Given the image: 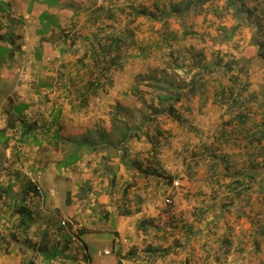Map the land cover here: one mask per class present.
I'll return each instance as SVG.
<instances>
[{"label":"rangeland","instance_id":"1","mask_svg":"<svg viewBox=\"0 0 264 264\" xmlns=\"http://www.w3.org/2000/svg\"><path fill=\"white\" fill-rule=\"evenodd\" d=\"M257 1L259 0H245V4L249 7ZM224 5L225 0H213L204 7V13L201 15L192 14L189 17L188 24L195 26L196 32L201 34L200 37H192L186 40L179 39L178 42L170 40L172 42L162 50H152L147 57L131 60L126 65V69L116 71L112 76L114 89L110 93L119 95L121 92L130 91V86L138 74L156 72L158 76L165 75L173 81L185 82L199 71V68L194 70L197 60L200 65L209 64L214 69L211 72L212 75L209 76L211 81L208 83L209 91L207 95L210 100L203 103L200 96L195 97L190 104L192 111L190 113L184 112L188 120L186 124L178 125L177 122L167 117L160 118L158 126L167 134H165L166 139L160 138V145L156 148V150H159V154L153 155L154 145L145 136L137 141L136 145L140 146V150L136 149L133 150L135 152L130 153L131 160L136 159L135 156L137 155L135 153H139L134 166L135 164H141L143 169L147 167L157 168L159 172H163L167 176H173L174 183L172 186L166 187L161 181L152 179L147 180L148 184L144 186L145 182L139 180V183H137L140 185L139 193H133V187L128 191L129 197L132 196V198L130 197L129 206L134 210L140 208L141 212L129 218V221L120 227L121 232L114 231L116 229L114 223L111 228V233L115 237L120 236V234L125 236L127 231L129 234L127 237L132 242L137 243L138 256L136 255V257L128 260L127 264H264V165H260L259 168L254 170L257 181L253 184V190L231 202L228 196L232 197L233 194L226 189L230 179L222 174L223 163L218 162V177H211L210 167L213 160H207L204 157L206 147L211 148L212 151L218 152L217 154L220 156L228 155L232 167H234L231 173L233 170H235L236 175L243 171L246 175L251 173L249 170V154L253 152L252 146L246 143L244 139L243 142L235 139L239 136L234 132V128L238 126V120L233 117L240 113V108L228 110L224 99L213 102L214 92L219 90L218 83L230 84L229 74H224L223 70L226 63L234 61L239 66H245L246 75L243 72L242 75L239 68L234 73L235 76H241L242 78L247 76V83H249L243 94V103L246 102L245 104H252L253 106L251 105L248 109L250 120L246 129L261 123V121L264 122V114L260 113L262 109L257 106V102L264 99V87L260 86L263 85L261 82L263 80H260L263 71L260 62H264V50L259 53V46L257 45V40L264 44V30L256 31L254 25L242 26L226 41V37L229 36L231 29L237 25V22L230 15L217 17L212 12V8H223ZM249 8L253 9V7ZM259 19L257 15L253 23L258 25L263 21V19ZM170 24L171 30L181 33L182 29L177 21L172 20ZM154 28L158 30L160 24H155ZM139 31V38L150 36L147 24ZM157 36L155 33L151 34L153 39H157ZM253 48H256L255 52H253ZM171 52H174L175 55H171ZM0 54L5 55L7 52L3 48ZM31 54L29 53L26 58L29 59ZM26 58L25 60H27ZM178 64L186 65V69H190L191 66L194 69L189 72L185 70L183 73L182 70L175 69ZM199 64L198 66H200ZM249 75L254 77L253 81L249 80ZM27 80L34 84L35 80L32 74L29 75ZM16 85L0 86L1 127L3 125L5 128L7 127V121H5L7 114H5V111L9 108L10 103L18 105L27 98V96L25 97L26 90L21 97H11V94L14 96L17 90L20 89L19 84ZM240 85L241 83L238 80V84L234 85L236 91ZM141 89L144 100L148 103L151 102L153 96L151 90L144 86H141ZM4 94H9L8 99L2 98ZM106 96L108 97L106 102H104L106 98L103 102L96 100L91 110L85 112L83 123L89 130L111 129L109 115L111 99L109 95ZM123 100L122 105L128 108V111L124 112L127 120L134 126L143 127V122L146 120L145 116L149 112L147 107L132 95L126 96ZM79 113H81L80 110ZM71 120L74 123L76 122L73 119ZM226 121H231L232 125L224 127L223 123ZM5 128L0 129L4 130ZM145 131L149 135L155 136V125H148ZM224 134L226 135L224 138L228 139L227 143L223 142ZM231 136H234V138ZM261 145L264 146V141ZM7 149L4 150L0 145V162L4 157L3 152H6ZM110 154H114V152L112 151ZM111 156L110 161L113 163L112 166H109L115 169L121 163L119 160L114 159H121V156ZM121 162L123 164L122 159ZM84 170L81 173L77 172V174H87ZM101 170L103 173L106 172L104 164ZM132 172L133 170L130 171L128 168L124 171L123 176L126 181L124 182L123 178L124 184L122 183L123 185L120 187L123 190L128 184L135 181H129L130 178L135 177V175L133 177L134 173ZM29 173L30 171H28ZM88 174L91 175L90 172ZM122 177L119 178L120 180L117 178L120 184ZM84 179L83 175L82 180ZM94 179L103 182V180H99L98 175H94ZM108 179L110 178L108 177ZM176 183L178 184L176 185ZM85 187H89V185ZM111 188L114 190L116 187ZM217 188H219V198L214 197ZM118 194L122 196L121 191ZM168 199L170 200L169 203L167 202ZM119 208L123 207L119 206ZM139 218L140 222L143 220L151 221L153 226H157V228L149 231L148 234L142 233L138 228ZM86 219H88L86 216L79 218V220L67 219L64 227L74 228L76 235H78L79 231L87 230L88 221ZM134 230L135 232H133ZM131 234L132 236H130ZM128 244H130V241ZM158 246L168 248L170 250L169 255L166 257L158 255L157 257L147 251L148 247ZM60 254L61 251L55 250V260L59 259Z\"/></svg>","mask_w":264,"mask_h":264},{"label":"crops","instance_id":"2","mask_svg":"<svg viewBox=\"0 0 264 264\" xmlns=\"http://www.w3.org/2000/svg\"><path fill=\"white\" fill-rule=\"evenodd\" d=\"M111 1L55 0V4L48 5L44 0H0V35L3 37V41L0 40V50L4 48L7 52L5 55L0 54V86L19 84L20 89L14 96L11 94V97H21L26 90L27 98L20 103L28 106L23 113V120L44 123L49 127L52 122L49 112L56 96L55 88L45 91L39 85L44 82L55 85L57 70L83 54L82 46L70 48V36L74 32H88L95 8L103 4L108 6L106 9H112L114 6ZM249 7L258 11L259 20L263 19L258 25L264 26V0L254 2ZM45 21L50 22V28L45 29ZM84 25L88 28H84ZM255 28L257 31V27ZM67 34L69 38L66 39ZM258 46V51L262 52L264 44L260 42ZM39 49L41 57L37 58L36 52ZM63 49L66 52L63 53ZM255 49L253 48V52ZM29 53H32L31 58L27 59ZM260 67L263 68L260 76L263 85L260 86L264 87V62H260ZM31 74L34 84L27 80ZM253 79L249 75V80ZM8 95L4 94L2 98L6 99ZM43 96H47L44 99H50V102H45L47 106L42 103ZM109 97L111 100L124 101L117 93L110 94ZM107 98L105 95L95 100L103 102L105 99L106 102ZM257 103L262 109L260 113L264 114V99ZM251 105L246 104L249 109ZM90 110L91 108L74 111L71 106L66 105L60 125L61 135L79 139L86 134L89 128L84 126L83 116ZM252 113L254 115L253 110ZM6 119L8 116L5 121ZM3 127L5 128L4 125ZM3 127L0 125V128ZM55 129L53 126L47 133L46 128L43 129L40 144L33 141L20 144L12 140L7 151L3 152L4 157L0 162H3V165L0 164V264H116L115 250L119 246L123 254L137 249V243L127 237V231L125 236L120 234L115 237L111 228L114 223V231L121 232L120 227L134 217V214L126 217L119 215L121 208L118 207L122 206V196L118 192H123L120 187L126 181L124 171L127 168L133 170L135 177L129 179L135 180L133 193H139V180L145 182L144 186L148 184L130 166L139 156V153H135L136 159L131 160L130 153L140 150V146L133 140L128 145L126 161L123 160L122 164L121 159H114L121 164L119 167L115 164L116 188L112 190L107 173L101 170L103 153L83 155L75 167L61 171L57 169L56 165L62 161L63 153L61 142L55 139ZM7 134L11 136L12 131L9 130ZM112 163L110 161L108 165L112 166ZM83 170L87 174H77ZM28 171L41 176L39 186L44 198L37 191L36 184L32 183ZM94 175H98L103 182L96 181ZM87 185L89 187L84 188ZM85 216L88 218L87 233L79 238L74 228L62 225L67 219L79 220ZM55 250L61 251L58 260H55ZM105 251H110V254L104 255ZM127 261L123 264H127Z\"/></svg>","mask_w":264,"mask_h":264},{"label":"trees","instance_id":"3","mask_svg":"<svg viewBox=\"0 0 264 264\" xmlns=\"http://www.w3.org/2000/svg\"><path fill=\"white\" fill-rule=\"evenodd\" d=\"M44 1L48 5L55 4V0ZM111 2L114 6L112 9H106L108 6L103 4L95 8L88 32L82 34L80 32H74L70 36V48L73 49L82 46L83 54L73 62L71 61L69 64L62 65L57 70L55 85L49 82H44L39 85L40 89L52 90L55 88L56 96L52 102V109L49 112V116L52 119L49 127L44 123L39 124L35 121L28 122L23 120V113L28 106L24 104L16 106L11 102L9 108L5 111L8 116L7 127L4 130L0 129V145L5 150L12 140L20 144L31 141L40 144L39 140L40 135H42V130L46 128L45 133H47L50 132L51 127L55 126V139L61 142V150L63 153L62 161L56 165L57 169L61 171L62 169L66 170L75 167L81 161L83 155L91 153L98 155L103 153L102 160L106 169L105 173L110 178V187L115 188V169L108 165L112 158L111 155L121 156L122 161H126L129 143L133 140H141L143 136L147 137L148 141L154 145L153 155H158L159 150H156V148L160 145V138L166 139L165 134H167L158 126L160 118L167 117L177 122L178 125L186 124L188 120L184 112L190 113L192 111L190 104L194 98L200 96V99H203V103L210 100V97L207 95L209 91L208 83L211 81L209 76L212 75L211 72L214 69L209 64L200 65L198 60L195 69L192 66L190 69H186V65L178 64L175 66V69L182 70L183 73L185 70L189 72L199 68V71L193 74L188 81L185 80V82L173 81L165 77V75L158 76L156 72L136 75L133 84L130 86V91L121 92L118 96L119 98H125L126 96L132 95L147 107L149 112L145 116L146 120L143 122V127L132 125L127 120L126 115H124V112L128 111L127 106L122 105V101L119 99H112L110 104L111 111L109 112L111 129H100L99 131L89 130L81 138L71 139L61 135L62 127L60 125L64 107L69 105L74 111L76 109L91 108L96 98L98 99L101 96L111 94V90L114 89L112 76L116 71L126 69V65L131 60L147 57L151 54L150 51L162 50L172 41L178 42L179 39L186 40L192 37H200L201 34L196 32L195 26L188 24L187 20L192 14L197 13L201 15L204 13V7L213 2V0H112ZM212 12L217 17L230 15L237 22V25L231 29L229 36L226 37V41L242 26L254 25L257 27V31L264 30L263 25L260 26L253 23L254 19L256 20L258 11L247 7L245 0H225L223 8H212ZM172 20L178 22L182 29L181 33L171 30L170 21ZM146 24L149 27L150 36L148 38H145V36L139 38V30L146 26ZM155 24H160L158 30L154 28ZM43 26L46 29L50 28L51 24L49 21H45V25ZM84 28L88 27L85 26ZM153 33L158 35L157 39L151 38V34ZM65 38H69V34L65 35ZM0 40L3 41L1 35ZM170 40L172 41L170 42ZM257 41L260 44V40ZM258 43L257 45H259ZM62 52H66V49H63ZM259 53L262 52L260 51ZM170 54L175 55L174 52ZM36 57H41L40 49L37 50ZM243 61L247 62L246 60ZM238 68L241 74L243 72L246 75L244 70L245 66H239L234 61L225 64V69L223 70L224 74H229L228 79L230 84L224 85L221 82L218 83L219 90L214 92L213 102L224 99V102L227 103L225 105L228 110L240 108V113L233 117L238 120L237 125L239 126L234 128V132L239 135L235 139L239 142H243L244 139L246 143L252 146L253 152L249 154V170L251 173L246 175L245 171H243L236 175L235 170L231 173L234 167H232V162L227 154L220 156L217 154L218 152L206 147V154L204 155L205 159L213 160L210 167L211 177H218V162L223 163L222 174L230 179L226 185V189L233 194L232 197L228 196L231 202L243 196L246 192L253 190V184L257 181V175H255L254 170L259 168L260 165H264V146L261 145L262 141H264V122L246 129L250 117L248 116L249 107L243 103V94L246 88H248L249 83H247V76H244V78L235 76L234 72ZM238 80L241 85L238 86L239 89L236 91L234 85L238 84ZM141 86L147 87L153 93L151 102L148 103L144 100ZM45 97L47 96H43L42 103L47 106L46 103L50 102V99H44ZM151 124L155 125V136L149 135L145 131L148 125ZM223 125L224 127H228L232 125V122L226 121ZM8 130L12 131L11 136L7 134ZM225 136L224 134L223 138ZM231 137L234 138V136ZM223 142L227 143L228 139L224 138ZM112 151L114 154H110ZM130 166L134 167L135 172L144 180L157 179L166 187H170L174 183L173 176H167L163 172H159L157 168L147 167L143 169L141 164H135L134 166V163H130ZM134 184L135 181L131 182L122 192L121 201L123 208L119 210L120 216H131L140 212V208H136L133 211L129 206L130 197L128 191ZM218 190L219 188L215 189L216 193L214 197H220ZM138 228L142 233L148 234L149 231H153L157 226H153L151 221L143 220L139 222ZM86 233L87 230H81L77 237L79 238ZM225 243L227 244V242ZM147 249L150 254L157 257L158 255L166 257L170 252L168 248H160L159 246L148 247ZM115 255L116 264H123L125 260H131L136 255L138 256V252L137 249H134L123 254V250L119 246L115 250Z\"/></svg>","mask_w":264,"mask_h":264},{"label":"built area","instance_id":"4","mask_svg":"<svg viewBox=\"0 0 264 264\" xmlns=\"http://www.w3.org/2000/svg\"><path fill=\"white\" fill-rule=\"evenodd\" d=\"M100 2H102L103 0H99ZM29 177L31 178V181L36 184V187H37V191L39 192V194L41 195L42 198H44V193H43V190L41 189V187L39 186V180L41 179V176L38 175V174H34V173H29ZM178 183H176L177 185ZM167 202L169 203L170 200H167ZM63 226L65 225V223L63 222L62 224ZM110 254V251H105L104 252V255H109Z\"/></svg>","mask_w":264,"mask_h":264}]
</instances>
